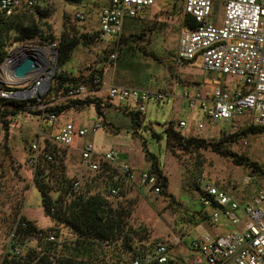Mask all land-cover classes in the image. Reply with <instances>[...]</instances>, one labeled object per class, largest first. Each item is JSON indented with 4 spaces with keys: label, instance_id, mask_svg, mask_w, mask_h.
Here are the masks:
<instances>
[{
    "label": "rangeland",
    "instance_id": "rangeland-1",
    "mask_svg": "<svg viewBox=\"0 0 264 264\" xmlns=\"http://www.w3.org/2000/svg\"><path fill=\"white\" fill-rule=\"evenodd\" d=\"M104 3L105 0H83L79 4L69 0L44 1L41 9H48L50 15L47 18L34 15L41 35L20 42L12 41V38L7 46L8 55L17 47H25L29 53L44 50L42 55L49 62L45 75L56 62L55 74L62 72L69 77L82 76L87 79L95 71H100L101 76L104 73V81L107 84L110 78L114 77L117 82H127L155 91L168 90L166 82L171 81L190 85L176 86V96H168L160 101L151 98L147 103L146 114L141 120L135 116V111L113 105L107 102L105 97L99 98L103 104L100 103L99 110L95 105L80 110H68L65 114L74 119L76 116L79 122L77 124L87 128L100 118L101 128L84 138H76L71 149L59 146L64 155L59 159L65 160L68 175L80 179L83 187L94 177L93 172L81 164L79 150L84 143L93 142L101 152L112 148L118 150L122 158L130 162L137 171H152L146 153L156 156L163 171V175L159 176L163 187L161 194L150 193L148 187L130 185L125 188L121 197L109 199L114 203L130 206L131 225L142 232L144 240L139 243L149 251L159 243L172 241L177 235H184L189 246L193 239L209 233L203 226L195 227L198 222H191V217L197 218L195 213L212 212V207L204 206L201 201L202 181H212L220 188H228L231 185L237 187L236 193L241 205L245 207L251 187L264 190V176L256 174L249 167L237 165L230 157L223 156L212 147L190 152L176 150L172 153L167 146L165 128L171 122L178 124L180 120H185L187 126L178 128L183 135L202 138L211 143H218L230 134L239 133L234 140L225 142L222 148L246 156L263 168L264 133H243L247 128L245 123L234 126L230 121H214L207 114L188 107L183 94L186 90H197L195 81L200 83L198 90L204 93L212 91L215 80L221 81L230 90L242 86V82L232 76L204 70L199 58L188 63L178 62L177 51L185 15L181 0H156V4L140 16L127 19L121 35L116 38L98 36L100 10ZM78 12L86 15L84 21L75 19ZM222 13L221 5H218L213 15L216 22L221 21ZM63 34L76 35L81 38V42L68 62L58 67V57L54 61L50 50H57V44ZM85 34L88 38H84ZM112 53L117 55L115 60L110 57ZM41 64L45 66V63ZM41 76L38 74V77ZM32 83L33 81L29 80L24 86L14 87L0 75V90L17 91L30 88ZM87 97L97 96H82L83 99ZM1 98L3 97L0 96V261L6 255V241L20 216L32 221L39 229L57 226L45 213L41 193L33 182V169L27 162L30 146L38 141L41 130L44 134L51 131L49 127L42 125L40 116L35 113L38 110L37 104L28 102L19 113L9 115L6 111L11 109V105L5 104ZM31 99L33 97L20 100ZM122 110L132 118L131 121H125L121 116ZM40 139L41 147H45L47 140L43 136ZM246 140L248 145L244 144ZM163 176L168 180L167 189L163 185ZM247 177L251 179L252 185L244 183V178ZM54 195L57 196V193ZM16 206L19 207V215L17 214L15 220ZM60 227L62 241L74 239L68 228ZM233 230H236L233 225L221 221L214 225L212 234H225ZM192 254V251L182 245L173 248L170 257L174 260L173 263L183 264L184 259Z\"/></svg>",
    "mask_w": 264,
    "mask_h": 264
},
{
    "label": "built area",
    "instance_id": "built-area-1",
    "mask_svg": "<svg viewBox=\"0 0 264 264\" xmlns=\"http://www.w3.org/2000/svg\"><path fill=\"white\" fill-rule=\"evenodd\" d=\"M44 1L46 0H0V18L12 16L20 11H35ZM181 2L183 12L193 19L197 26L183 28L177 51L178 62H192L199 58L204 70L232 76L242 82V86L234 90L228 89L219 80L214 81L215 86L210 93L186 90L183 97L188 107L207 114L214 121L226 120L232 122L234 126L245 123L247 128L264 127V0H181ZM155 4L156 0H105L100 10L99 36L101 38L120 36L127 19L140 16ZM218 5L223 9L219 23L213 16ZM75 19L84 21L86 15L78 12ZM110 57L115 60L117 55L112 53ZM39 58L41 59V56ZM2 67L0 75L2 74L6 82L12 86L9 74L5 73ZM38 80H32V86L36 84L40 88L34 91L33 98L38 102L37 109L41 111L42 125L49 127L51 132L44 134L41 130L38 141L30 146L27 162L33 169V175L45 148L41 147V136L58 146L69 148L76 138H84L101 128L100 119L89 128L77 127L72 117H65L62 120L61 115L48 112L50 106L70 98L93 94L98 88H105L109 102L128 107L142 117L146 114L147 103L151 98L160 101L170 95L176 96L175 87L180 86L179 82L174 81L173 90L150 91L107 84L98 73H95L91 79L95 90L91 91L88 85L79 84L71 86L66 93L56 95L51 101L46 102L44 98L49 90L43 91L41 89L43 82ZM0 96L10 98L4 89L0 90ZM179 126L185 127L187 124L181 121ZM244 144L248 145V141H244ZM79 154L81 164L91 172L100 170L103 164L109 167L111 183L105 193L111 198L121 197L125 188L130 185L148 187L157 195L163 191L157 173L149 170L137 171L116 149L101 152L91 142L84 143ZM53 158V154H47L48 160L51 161ZM251 182L250 178H244L245 184L252 185ZM80 186L81 180L76 179L73 188L77 191ZM237 189L233 185L220 188L209 180L202 181L201 185V201L204 206L212 207L210 213L212 225L227 221L236 230L225 234H203L193 239L189 246L184 235H177L172 241L159 243L147 253L137 255L132 264H170L174 261L170 257L171 250L182 245L193 252L184 259L183 264H264V190L251 187L247 204L243 207L236 193ZM21 218L20 216L18 222ZM17 225L18 223L6 241L5 250L6 254L21 256L30 242L16 238ZM22 225L27 227L28 223L24 221ZM37 238L56 240L54 234L42 230L37 232ZM0 264H3V259Z\"/></svg>",
    "mask_w": 264,
    "mask_h": 264
},
{
    "label": "trees",
    "instance_id": "trees-1",
    "mask_svg": "<svg viewBox=\"0 0 264 264\" xmlns=\"http://www.w3.org/2000/svg\"><path fill=\"white\" fill-rule=\"evenodd\" d=\"M69 1L79 4L83 0ZM35 11L36 13L20 11L12 16L0 18V67L8 56L7 46L10 45L12 38V41L20 42L41 35L34 15L47 18L50 12L48 9H41L40 6L36 7ZM184 26L195 28L197 24L185 14ZM83 36L88 38L87 34ZM80 42L81 38L76 35L63 34L56 47L58 50V67L68 62ZM95 73L101 76L100 71H95ZM95 73L86 79L82 76L79 78L69 77L62 72H57L51 80L50 89L44 100L49 102L56 95L64 94L71 86H78L79 84L88 85L91 91L95 90V85L91 84V79ZM88 95L92 96V94ZM1 100L5 104L11 105V109L6 111L9 115L19 113L28 102L32 105L38 103L35 98L19 100L3 97ZM100 102L97 98L87 97L83 99L81 96L52 105L47 111L62 115L68 110H80L90 105H95L99 110L101 108ZM35 113L40 116L41 111L36 110ZM135 116L141 120L138 113H135ZM179 127V123L171 122L165 128L167 146L170 152L175 153L176 150L190 152L194 149L212 147L223 156L230 157L237 165L249 167L256 174L264 176V168L257 162L250 161L248 157L239 155L230 149L222 148L225 142L234 140L239 136V133L230 134L218 143H211L198 137H186L178 129ZM242 132L264 133V127H248ZM47 154H53V160H48ZM60 156L64 157L59 146L47 140L33 179L35 186L41 193L46 215L50 216L57 226L51 229H39L32 221L24 217L19 222L17 219L16 238L28 240L30 243L21 256L6 254L3 258V264H132L137 255L147 253L149 250L139 243L144 240L142 232L131 225L132 210L130 206L114 203L109 199L111 197L104 193L111 183L109 167L103 164L100 170L93 172L92 180L87 181L84 187L81 184L76 191L73 184L77 177L72 178L68 175L65 160L59 159ZM146 159L151 164V170L162 176L163 171L157 157L147 152ZM163 185L164 188H168V180L164 176ZM28 188L29 185L26 191ZM55 193L57 196L54 195ZM18 210L19 207L16 206L15 220ZM204 218L208 219L207 216ZM24 221L28 223L27 227L22 225ZM60 226L68 228L74 235V239L62 241ZM39 230L54 234L56 240L38 239L37 232Z\"/></svg>",
    "mask_w": 264,
    "mask_h": 264
},
{
    "label": "water",
    "instance_id": "water-1",
    "mask_svg": "<svg viewBox=\"0 0 264 264\" xmlns=\"http://www.w3.org/2000/svg\"><path fill=\"white\" fill-rule=\"evenodd\" d=\"M20 47L10 53L4 63L1 65L2 68L6 69V72L9 74L11 78L10 84L14 87H21L29 80H35L43 82V91L49 90L51 86V78L55 74L57 70V63L54 62V65L50 69L47 75L45 72L46 66L49 64L48 59L39 53H29L23 52L19 50ZM50 53L53 54L54 61L58 57V50L51 49ZM45 63V66L41 64V59L39 60L37 57H40ZM1 68V67H0ZM38 74H41V77H38ZM40 89L39 87L32 86L29 89H20L17 91L14 90H6L10 97L14 98H31L34 96V91Z\"/></svg>",
    "mask_w": 264,
    "mask_h": 264
},
{
    "label": "crops",
    "instance_id": "crops-1",
    "mask_svg": "<svg viewBox=\"0 0 264 264\" xmlns=\"http://www.w3.org/2000/svg\"><path fill=\"white\" fill-rule=\"evenodd\" d=\"M185 14V13H184ZM125 23H126V21H125ZM124 26H125V24H124ZM185 27V26H184ZM124 29V28H123ZM185 63H188V62H185ZM102 79L104 80V73L102 74ZM115 82V83H114ZM109 84H115V85H118V86H127V87H135V88H139V87H137L136 85H134V84H131V83H127V82H117V80L114 78V77H111L110 78V82H108ZM167 83V89L168 90H173L174 89V82H166ZM194 85H195V87H197V90L200 88V83L198 82V81H195L194 82ZM180 86H184V87H186V86H190V85H188L187 83H185V84H182V83H180ZM144 88H146V87H142V88H140V89H144ZM147 90H150V91H155V90H153V89H149V88H147ZM196 91V90H195ZM201 91V90H200ZM92 96H97L96 98H97V100L99 101V100H101V99H99V98H101V97H105V99H106V101H107V91L105 90V88H99V89H97V90H95V92L92 94ZM170 96H172V95H170ZM104 102V101H103ZM107 102H109V101H107ZM101 103V102H100ZM101 105H103L102 103H101ZM119 107H121L122 109L123 108H125V106H123V105H121V106H119ZM79 113H81V111L79 112ZM121 116H123L124 118H125V121H131V117L127 114V112H125L124 110H122L121 111ZM61 117H72V116H69L68 114H62L61 115ZM73 119H74V117H72ZM98 118V117H97ZM100 118H98V120H99ZM74 121H75V124H76V126L77 127H84L83 125H80V124H77V123H79V122H77V119H76V116H75V119H74ZM181 121H185V120H180V122ZM96 122V121H95ZM179 122V123H180ZM186 122V121H185ZM83 122H81V124H82ZM186 124H187V122H186ZM110 133H112V132H110ZM69 149H71V146L69 147ZM80 155V154H79ZM121 155V154H120ZM122 157V156H121ZM81 160V159H80ZM132 165V164H131ZM133 166V165H132ZM134 167V166H133ZM135 168V167H134ZM150 193H152L151 191H150ZM195 214H197L196 215V217L197 218H195V219H193L192 217H191V222L193 221L194 223L195 222H198V224L195 226V227H200V226H203V227H205V229L209 232V233H213V227H214V225H212V223H211V220H210V214L207 212V213H203V212H200V213H195ZM208 217V219H205L204 217ZM201 235H203V234H201ZM200 235V236H201ZM199 236V237H200ZM174 261H172L170 264H179V263H177V262H175V263H173Z\"/></svg>",
    "mask_w": 264,
    "mask_h": 264
},
{
    "label": "bare ground",
    "instance_id": "bare-ground-1",
    "mask_svg": "<svg viewBox=\"0 0 264 264\" xmlns=\"http://www.w3.org/2000/svg\"><path fill=\"white\" fill-rule=\"evenodd\" d=\"M19 50H20V51H23V52H28L27 49H26L25 47H20ZM43 53H45L44 50H41V51L39 52V54H43ZM4 71H5V73H6V69H5ZM41 89H43V88H41Z\"/></svg>",
    "mask_w": 264,
    "mask_h": 264
}]
</instances>
